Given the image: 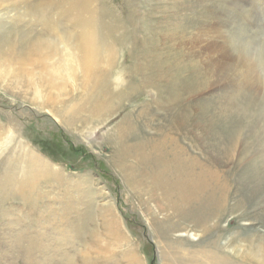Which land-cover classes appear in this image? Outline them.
<instances>
[{
	"label": "rangeland",
	"instance_id": "obj_1",
	"mask_svg": "<svg viewBox=\"0 0 264 264\" xmlns=\"http://www.w3.org/2000/svg\"><path fill=\"white\" fill-rule=\"evenodd\" d=\"M192 3L188 27L215 25V36L222 28L236 57L264 75V0ZM140 10L153 21L142 0H0V264H243L224 249L226 239L233 244L239 235L263 231L264 209L253 208L244 189L241 199L235 196L238 176L222 174L193 148L188 105L176 131L149 92L158 87L142 85L147 59L138 51L129 56L126 39V31L137 29ZM63 29L79 41L100 38L109 44L108 56H80L83 64L71 73L52 72L54 80L29 60L19 61L32 42L54 39ZM43 53L48 63L61 52ZM149 56V64L156 61ZM253 84L248 92L258 89L262 98L264 85ZM206 164L219 173L217 203L205 208L202 202L195 237L177 236L168 229L177 214L167 204L179 198L175 173H197ZM238 199L254 224L233 220L227 228L221 219L236 211ZM211 219L220 220L217 227H210Z\"/></svg>",
	"mask_w": 264,
	"mask_h": 264
},
{
	"label": "bare ground",
	"instance_id": "obj_2",
	"mask_svg": "<svg viewBox=\"0 0 264 264\" xmlns=\"http://www.w3.org/2000/svg\"><path fill=\"white\" fill-rule=\"evenodd\" d=\"M193 1L153 0L152 2V0H142L143 6L150 11L153 21L145 19L144 12L140 10L139 13L143 19L138 20L137 29L133 32L126 31V39L130 41V43L128 41V54L132 56L138 51L139 56L147 59V62L142 65L144 66L142 67L143 70H147V72L144 73L142 70L141 83L143 86L145 83L148 87H154L155 85L158 87V92L153 89L149 92L153 94V99L158 101L160 105L158 109L165 115L168 113L171 122L173 119L174 130L180 131L181 123L177 119L183 114V106L188 105L187 117H190L188 119L190 122L192 121L189 124L191 127L189 133L192 142L197 143V145H193V148L199 149L198 151L204 153L208 159L215 161L216 163H214L220 167L222 174L238 176V183L235 184L237 185V189H235L236 198L241 199L238 192L244 189L252 195L250 205L255 209H264V102L262 100L264 96L261 98V91L258 89L251 93L248 92L257 79L263 87L264 75L261 73L260 76H257L258 73H255L257 68L251 67L246 57H243V59L236 57L233 47L225 42L226 38H223L222 28L217 30V33L220 34L215 36L213 35L216 30L215 25L200 30L188 27L189 24L187 25L185 21L193 13ZM195 1L199 4H205V0ZM35 5L39 8L41 4L36 3ZM230 5L229 7H231ZM209 6L208 8H211ZM213 11L214 13H212L215 14V10ZM52 28L54 29V27ZM212 30H214V33L210 32ZM56 34L57 37L54 39L47 38L48 40L32 42L27 50L28 52L26 51L19 61L29 60L28 62L32 63L35 68L46 71L49 77L54 80V77L51 76L52 72L58 73L62 68L65 71H62V73H71L75 71L78 63L79 66L84 63H81L82 57L83 61L92 60V57L99 60L109 54L107 50L109 44L101 43L100 38L93 35L89 34L84 40L79 41L69 34L66 29L58 31ZM146 35L148 36L146 37ZM46 50L53 52V54H58L56 51H60L59 59L52 62L48 61V63L47 60L42 61L41 55ZM111 51L113 50L111 49ZM2 53L0 50V59H3L4 55ZM148 54L152 57L155 56L156 61L149 64ZM80 56L81 59L78 60ZM260 56L262 55L260 54ZM251 63L255 66V63ZM154 70H161V74H154ZM24 78L29 79L26 76ZM186 85L187 87H185ZM181 87L185 88L182 90ZM262 90H264V87ZM213 95L218 96L219 99L209 104L194 102L207 97L212 98ZM35 99L33 96L32 100ZM193 103L195 104L193 105ZM156 109L155 113H157ZM169 127L171 126L169 125ZM198 168L200 171L197 173L190 171L185 175V172H179L178 168V172L175 173L176 178H179V183L175 188L179 198L167 199V204L169 203L168 205L173 214H177L175 224L168 227L177 236L195 237V232L200 230L201 227L199 209L203 204L202 202H204L205 208H211V206H214L213 203H217L214 194L217 192L216 189L220 190L219 180H217L219 173L213 172L211 165L208 164L206 166L198 165ZM241 176L243 179H241ZM237 179L235 182H237ZM162 207L161 204L158 209L160 210ZM241 207V202L238 199L237 205L234 207L236 211L232 210L229 215L221 219V222L225 223V227L228 228L233 220L242 222L243 225L241 226H253L254 217L252 215L247 216ZM229 217H231L229 219L231 221H228L227 218ZM209 221L213 223L210 225L212 228L217 227L220 220L217 219L214 222L211 219ZM190 223L193 225L192 227L189 226ZM117 235L123 238V236ZM239 238L233 244H229V240L232 239L229 237L226 242L224 241L225 243L222 241L224 249L227 247L233 252V255H238L243 264H264V227L263 231L256 235H239Z\"/></svg>",
	"mask_w": 264,
	"mask_h": 264
}]
</instances>
